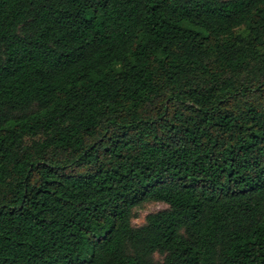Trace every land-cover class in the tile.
I'll return each instance as SVG.
<instances>
[{
    "label": "trees",
    "instance_id": "trees-1",
    "mask_svg": "<svg viewBox=\"0 0 264 264\" xmlns=\"http://www.w3.org/2000/svg\"><path fill=\"white\" fill-rule=\"evenodd\" d=\"M0 264H264V0H0Z\"/></svg>",
    "mask_w": 264,
    "mask_h": 264
},
{
    "label": "rangeland",
    "instance_id": "rangeland-1",
    "mask_svg": "<svg viewBox=\"0 0 264 264\" xmlns=\"http://www.w3.org/2000/svg\"><path fill=\"white\" fill-rule=\"evenodd\" d=\"M166 208V205L161 203H147L138 209V218L133 221V225L138 227L144 223V218L150 213H154Z\"/></svg>",
    "mask_w": 264,
    "mask_h": 264
}]
</instances>
